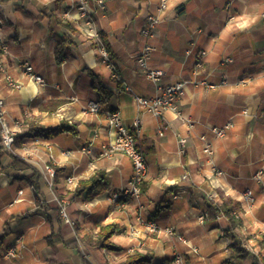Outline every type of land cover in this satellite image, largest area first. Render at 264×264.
Returning <instances> with one entry per match:
<instances>
[{
	"label": "crops",
	"instance_id": "obj_1",
	"mask_svg": "<svg viewBox=\"0 0 264 264\" xmlns=\"http://www.w3.org/2000/svg\"><path fill=\"white\" fill-rule=\"evenodd\" d=\"M158 2L103 0L100 6L96 0H86L85 5L79 0H0V31L7 47L4 52L0 46V64L24 83L19 90L10 88L0 71L4 121L12 127L21 120L17 133L26 128L27 120L48 128L66 120L78 130L76 134L25 138L0 157L7 165L8 153H13L41 173L36 196L23 178L32 168L0 169V209L7 206L0 211V229L5 222L10 228L0 247V264H46L51 258L57 264H111L114 255L123 258L130 247L146 256L145 264H172L174 252L182 254L185 264H223L230 253V239L223 235L226 222L222 215L214 221L206 218L208 192L214 195L212 201L234 205L241 219L235 232L242 243L246 238L255 242L248 246L251 254L264 257V0H168L163 21L151 39L155 48L147 67L162 70L158 81H152L136 58L143 44L140 29ZM82 5L90 11L97 37L80 33L85 18L73 15ZM53 17L75 29L74 33L59 30L74 40L60 64L54 57L55 36L47 29ZM101 40L108 47L106 58L99 53L104 47L98 44ZM201 50L205 51L201 77L213 83L224 77V84L215 89L190 84L178 103V116L170 110L153 115L137 108L133 94L153 96L161 85L193 77L194 54ZM225 57L231 61L223 62ZM24 63H30L45 80L44 85L35 83L36 92L27 100L23 96L29 83L22 70ZM89 71L113 92L101 105L102 112L117 110L144 151L147 175L141 197L138 201L123 199L122 209H116L107 197L128 187L132 167L122 153L98 155L100 144L111 136L108 129H99L106 124L104 113L84 111L89 101L98 99ZM51 99L64 102L53 112L40 111L39 106ZM136 120L137 127L133 125ZM228 120L233 127L224 137L211 140L213 165L223 171L215 176L202 154L199 135L208 132V125ZM180 136L186 138L182 153L178 150ZM46 163L55 170L48 180L43 176ZM98 169L106 173V190L92 200L67 192V177L78 182ZM258 169L263 171L259 181L252 178ZM248 188L255 197L250 208L244 198ZM175 193L177 198H173ZM63 199L68 200L69 221L59 214ZM137 215L153 221L156 230L144 229ZM57 217L63 237L75 238L77 246L46 244L49 219L54 223ZM99 223L118 226L119 232L110 241L120 251L95 248L86 241L87 236L96 235ZM12 247L15 254L7 256ZM251 259L249 255L234 264H251Z\"/></svg>",
	"mask_w": 264,
	"mask_h": 264
},
{
	"label": "built area",
	"instance_id": "obj_2",
	"mask_svg": "<svg viewBox=\"0 0 264 264\" xmlns=\"http://www.w3.org/2000/svg\"><path fill=\"white\" fill-rule=\"evenodd\" d=\"M82 4L85 5L86 0H79ZM96 2L103 6V0H96ZM168 0H159L158 5L156 7V11L148 13L141 29L140 33L143 38L142 47L137 55L136 64L144 69V73L147 78L152 81H158L159 76L162 74V70L160 68L150 69L147 67V61L154 50V45L151 42V39L155 35V31L157 26L163 21V15L165 10L167 9ZM90 11L86 9L85 6H80L79 11L73 15V18L80 19L85 18V25L81 28V34L84 37H97L98 34L93 29V24L89 19ZM0 46L1 49L6 52L7 47L6 43L3 41L0 31ZM100 52L103 57H107V52L104 47H101ZM189 53V52H188ZM205 51L201 50L194 54V69H193V77L188 79H180L174 81L172 83H167L159 86L158 93L153 96H140L133 94V98L137 108L140 110L147 111L153 115H159L165 110L172 111L175 116H178V103L182 96L185 94L187 87L190 84L194 86H200L204 89H215L219 85L225 83V78L223 77L219 83L209 82L205 77H201L204 71V61L203 56ZM231 61L230 57H225L223 62ZM23 73L28 77V81L32 80L36 84L44 85L45 80L42 75L37 74L33 66L30 63H24L22 67ZM0 71L4 75V79L9 85L10 88L20 89L23 87L24 83L22 80L15 79L10 74L5 72V68L2 64H0ZM262 74L264 76V69L262 70ZM243 83L244 80L241 79L239 81ZM127 90H131L130 88H126ZM117 91H120L117 90ZM2 99L0 98V136H1V144L6 148L10 149L13 144L14 134L17 133L19 126L22 124V121H14V125L11 127L7 125L4 121L3 112L1 110ZM84 111L92 112V113H100L102 112L101 105L97 100H91L88 102L86 107H84ZM104 118L106 121L105 126L99 127L100 130L108 129L111 138L106 143H101L99 147V156L108 157L115 152H121L125 156H127L131 162L132 173L128 179V187L122 191L111 192V194L107 197L109 202L113 203L115 207L124 206L126 204L123 199H133L139 200L141 197V186L145 177L147 175V164L144 157V154L139 150L136 145V138L134 134L130 131V129L124 125L121 121L120 113L117 110H106L104 112ZM133 125L135 127L138 126L137 120L134 121ZM234 123L230 120L226 121L221 125H208V132L202 133L199 135V140L201 143V151L203 156L205 157L206 162L210 164L211 172L215 176H221L223 171L218 169L213 165L212 154H213V145L212 139H219L226 135L227 131L233 127ZM98 131V130H97ZM96 135V133L94 134ZM178 150L179 152L184 151V147L186 144V138L184 136H180L178 138ZM261 160L264 161V150L261 157ZM54 169L52 165L46 163L43 168V176L48 180L53 177ZM263 171L258 169L253 175L252 178L259 181L262 178ZM186 174L182 175V178H185ZM75 177L69 176L66 178L67 184H72L74 182ZM68 185V186H69ZM75 186V185H74ZM178 193L173 195V198H177ZM207 199L212 200L214 195L211 192H208L206 195ZM244 198L249 206H252L255 202V197L250 188L245 189ZM65 204L66 201L63 200L61 202L60 214L68 220L65 212ZM233 214L237 217V213L233 211ZM137 220L139 223L144 225L149 230H156V224L149 220L143 218L141 215H137ZM169 233H172L173 229H167ZM182 240L181 237H179ZM243 247L248 249L249 247L242 243ZM15 249L9 248L7 250V256H13L15 254ZM195 251V247H193ZM129 249L127 250V252ZM172 264H185L183 256L180 252H174L172 256Z\"/></svg>",
	"mask_w": 264,
	"mask_h": 264
},
{
	"label": "trees",
	"instance_id": "obj_3",
	"mask_svg": "<svg viewBox=\"0 0 264 264\" xmlns=\"http://www.w3.org/2000/svg\"><path fill=\"white\" fill-rule=\"evenodd\" d=\"M62 28H67L72 33L75 32V29L71 25L62 22L57 17H53L52 20L47 24L48 32L55 36L56 39L54 57L57 64H60L61 62H63V60L67 58L68 49L74 44V40L72 39L70 33L65 31L59 33V30H61ZM98 44L103 45L105 50L108 51V47H106V44H104L102 40ZM89 74L91 77V86L98 94L97 101L100 103V105H105L110 100L111 96L113 95V92L105 87V85L101 82L100 77L97 74L93 73L92 71H89ZM63 102L64 101L60 99H51L41 104L39 106V110L53 112L57 108H59V106ZM26 123L27 126L23 131L14 134L12 145L20 146L25 138H32L37 136L49 137L64 132L76 134L78 131L74 123H69L66 120H61L58 125L50 128L44 127L35 120H27ZM134 136L137 139L136 134H134ZM136 145L139 150L144 154V151L139 141H136ZM5 153H7V149L1 144L0 136V157ZM8 156L10 157V161L7 165H3L0 160V169L8 168L14 170H23L27 168H32V171L23 178L28 181V183L33 189V192L37 196L40 187L39 179L41 177V173L30 163H28L25 159L10 152L8 153ZM107 187L108 181L106 173L104 170L98 169L94 172L92 176L86 179L78 180L76 187L72 191V195H83L86 200H92L98 194L106 190ZM142 190L143 187L141 186V192ZM233 209L234 205L232 203L226 201L216 203L210 199L206 200L207 220L214 221L218 215H222L226 222V226L223 229V235L230 239V253L223 264H234L235 261L244 260L249 255H251L252 257L251 264H264V257L262 255L251 254L250 251L243 247L241 239L235 232V228L241 225V219L233 214ZM49 222L51 223V231L48 235L45 236V241L47 245L55 246L58 243H62L67 247L77 246V240L75 238L65 239L63 237L60 230V217H57L54 223L51 221V219H49ZM97 227L98 230L96 235L87 236L86 241L95 248H104L108 250L120 251L121 248L110 241V237L113 234L119 232L120 229L118 228V226L113 223H99L97 224ZM9 232V224L8 222H5L0 229V247ZM145 262H147V258L144 254L140 252H133L125 255L122 260L117 261L114 264H145ZM46 264L57 263L51 258L47 261ZM85 264L89 263L85 262Z\"/></svg>",
	"mask_w": 264,
	"mask_h": 264
},
{
	"label": "rangeland",
	"instance_id": "obj_4",
	"mask_svg": "<svg viewBox=\"0 0 264 264\" xmlns=\"http://www.w3.org/2000/svg\"><path fill=\"white\" fill-rule=\"evenodd\" d=\"M99 53L100 54H102L100 51H99ZM24 86V85H23ZM22 88V87H21ZM20 88V89H21ZM19 90V89H18ZM13 146V145H12ZM11 146V147H12ZM116 153V152H115ZM119 153H121V152H119ZM124 155V154H123ZM127 157V156H126ZM128 158V157H127ZM129 159V158H128ZM131 163V162H130ZM51 165V164H50ZM44 168V167H43ZM54 169V168H53ZM54 174H55V172H54ZM54 174H53V177H54ZM51 179V178H50ZM76 184H77V182H76V178L74 179V182H72V184H67V185H69L68 186V190H67V192H70L71 194H72V191L74 190V188L76 187ZM75 185V186H74ZM209 186H211V182H209ZM71 194H69V195H71ZM63 200H65L66 201V204L68 203V200L67 199H63ZM62 200V201H63ZM61 201V202H62ZM65 204V205H66ZM124 206H119V207H116V209H122ZM7 208V206H4V207H1V209H0V211H3V210H5ZM249 208H250V206H249ZM59 213H60V210H59ZM236 213H237V217H239L240 218V213L238 212V211H236ZM61 215V214H60ZM67 216V215H66ZM62 218H63V216H62ZM68 218V217H67ZM64 220H65V218H63ZM136 219H137V217H136ZM66 221H69V218H68V220H66ZM139 223V222H138ZM143 227H145L144 225H143ZM144 229H146V230H148L149 232H152V231H154V230H149L148 228H144ZM262 241L264 242V238H262ZM244 242H245V244L247 245V246H249V247H253V244H255V242L253 241V240H247V238L244 240ZM253 249V248H252ZM135 250L132 248V247H130L129 248V251L128 252H126L125 253V255H127V254H130V253H133ZM124 258V257H123ZM122 257H119V256H116V255H114V258H111V261H115L114 263H116L117 261H120V260H122L123 259ZM114 263H111V264H114Z\"/></svg>",
	"mask_w": 264,
	"mask_h": 264
},
{
	"label": "bare ground",
	"instance_id": "obj_5",
	"mask_svg": "<svg viewBox=\"0 0 264 264\" xmlns=\"http://www.w3.org/2000/svg\"><path fill=\"white\" fill-rule=\"evenodd\" d=\"M36 92V84L34 81L30 80L29 83L27 84V86H25L23 88V96H24V100L28 99V95H32ZM6 179L3 178L1 179V182H5Z\"/></svg>",
	"mask_w": 264,
	"mask_h": 264
}]
</instances>
